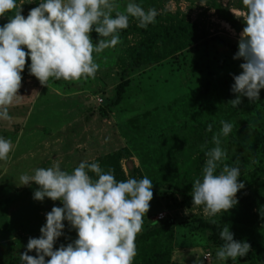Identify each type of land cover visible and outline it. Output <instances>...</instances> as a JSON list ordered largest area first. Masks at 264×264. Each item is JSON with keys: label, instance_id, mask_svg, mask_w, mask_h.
<instances>
[{"label": "rangeland", "instance_id": "rangeland-1", "mask_svg": "<svg viewBox=\"0 0 264 264\" xmlns=\"http://www.w3.org/2000/svg\"><path fill=\"white\" fill-rule=\"evenodd\" d=\"M40 2L42 0H17L25 18ZM129 2L139 4L145 11L155 8L158 12L156 18L165 24L170 17L175 22L196 23L207 31L210 40L189 48L173 60L166 59L132 69L128 77L130 85L117 105H112L115 90L128 65L130 49L140 42L138 34L120 30L121 42L117 46L93 54L100 65L94 79H50L47 86H43L30 75L31 61L26 57L18 91L22 98L9 109L13 119L0 121V137L10 139L13 144L9 158L0 161V264H22L20 254L26 251L29 238H39L40 228L46 223V214L53 206H63L60 201L48 198L42 202L34 200V191L38 186L34 183L22 186L20 175H32L35 169L51 167L55 162H59L62 170L71 172L82 161L95 162L101 156L123 147H132L134 139L138 141L135 151L140 159H144L149 149L157 148L150 138L152 135L163 132L169 136L171 131L182 132L183 122L194 123L199 118L197 114L193 115L192 109L187 112L182 110L183 104L179 100L187 98L193 88L204 81L207 68L212 70L213 78L233 72L239 75L242 71L239 66L243 60L233 59L245 26L242 18L236 16V10L242 9V0H116L120 11ZM3 18L0 17V21ZM134 25H138V20L130 17L129 27ZM233 25L241 30L237 31ZM90 37L94 44L100 39L94 30ZM96 98L103 100L101 106H97ZM174 101L179 104L170 105ZM99 109H104L106 116H102ZM230 156L226 155L229 162ZM138 158L134 154L128 160H122L121 166L128 178L137 168L142 178L147 176L153 181V199L144 224L147 220L157 221L159 214L164 216L163 220L168 217L177 223L168 264H249L240 258L236 261L219 260L216 257L219 247L209 241V232L195 227L193 222L196 219L206 222L219 220L220 225L217 226L221 230L228 225L235 240L251 245L248 254L264 255L262 230L254 228L251 223L230 220L226 212L207 217L203 206L192 204V197L189 206H184V196L191 193L183 186L166 187L173 186V182L166 177L174 169L141 166ZM230 166H239L241 173L256 168L251 161H233ZM137 177L135 175L134 178ZM185 183L183 181L182 185ZM251 190L241 189L236 199L239 195H249ZM63 223V235L56 241L54 250L60 245L67 246L77 238L69 223ZM206 253L210 255L209 261L203 259ZM28 254L36 255L35 251Z\"/></svg>", "mask_w": 264, "mask_h": 264}, {"label": "clouds", "instance_id": "clouds-1", "mask_svg": "<svg viewBox=\"0 0 264 264\" xmlns=\"http://www.w3.org/2000/svg\"><path fill=\"white\" fill-rule=\"evenodd\" d=\"M119 8L116 0H42L25 18L17 0H0V17L13 13L0 26V121L13 119L9 109L22 98L18 91L26 57L31 61L30 75L43 86L50 79H94L100 65L93 54L117 46L121 42L119 32L128 28L130 17L138 20L140 28H146L158 15L155 8L145 11L133 2L123 11ZM236 16L245 26L233 57L243 60L239 66L242 71L233 76L231 86L236 98L228 103L234 108L242 103L241 97L258 100L264 89V0H242ZM93 30L100 37L95 44L90 37ZM221 125L220 132L212 137L215 147L205 151L202 176L193 181L191 189L192 204L203 206L210 218L236 206V194L245 187L239 181V166L223 164L217 172L226 159L221 137L233 129L230 122L221 121ZM207 130L212 131V124ZM12 150V141L0 137V161L7 160ZM19 180L22 186H38L34 200L48 198L63 205L53 206L46 214L39 238H29L26 251L20 254L22 264H133L135 241L153 199V182L147 176L118 181L114 169L105 171L97 162L82 161L71 172L55 162L51 167L35 169L32 175L22 174ZM64 221L76 231L77 238L54 250L63 235ZM211 223L219 224V220L211 219ZM219 238L222 244L216 257L221 261H236L251 250L249 243L234 239L228 225L219 231ZM32 251L35 256L28 254Z\"/></svg>", "mask_w": 264, "mask_h": 264}, {"label": "trees", "instance_id": "trees-1", "mask_svg": "<svg viewBox=\"0 0 264 264\" xmlns=\"http://www.w3.org/2000/svg\"><path fill=\"white\" fill-rule=\"evenodd\" d=\"M13 13H6L0 21V26L6 24ZM170 17L168 24L162 23L155 18V23L146 28L138 25L124 29V32L138 34L141 39L137 46L130 49L129 62L122 72L120 83L115 90V99L112 105H117L123 100L126 88L130 85L128 79L132 69H139L154 62L166 59H175L191 47H196L201 42L208 43L209 34L196 23H187L183 20L173 21ZM237 31L241 28L233 25ZM206 78L200 85H196L187 98L180 99L183 104L181 109L185 112L193 110V115H198V119L183 122L180 128L182 132H169V136L163 132L151 136V140L157 148L149 149L144 159L135 151L137 140L131 142L132 147H123L111 154L101 156L95 162L107 171L114 169L115 177L118 181L126 180L121 166L122 160H128L136 154L141 166H160L172 168L174 172L167 175V180L173 182L170 188L183 189L191 193L192 183L196 178L202 176V169L206 160L205 151L215 147L212 143L214 134H218L222 128L221 121L233 124L231 133L226 137H221V148L230 156V162L224 160L223 164L230 166L231 162H250L256 165L251 171L241 173L239 181L243 182V189H253L249 195H239L238 203L230 209L226 215L230 220L251 223L254 228L264 232V89L259 93V99L249 101L247 97H241L242 103L234 108L229 101L236 98L231 91L234 83L233 76L237 73H225L213 78L212 70L206 69ZM171 102L170 105L179 104ZM103 104V103H102ZM102 116H106L104 109H99ZM192 113V112H189ZM212 124V131L207 130V126ZM155 135V134H154ZM134 144V146H133ZM207 144V148H202ZM253 162V163H252ZM90 175H93L89 173ZM134 174V175H133ZM138 175L142 179L139 169L132 170V177ZM93 178H95L93 176ZM186 183L182 185V182ZM153 182V181H152ZM182 188V187H180ZM191 195H185L184 206H189ZM224 216V215H223ZM148 219V217L146 216ZM147 220L143 225L144 232L136 238L137 255L133 264H168L171 251V241L177 226L172 218H165L161 221ZM196 228L209 232V241L216 247H220L222 241L219 238L221 227L212 224L211 221H201L196 219L193 222ZM248 261L249 264H264V255L256 256L248 254L240 258Z\"/></svg>", "mask_w": 264, "mask_h": 264}, {"label": "built area", "instance_id": "built-area-1", "mask_svg": "<svg viewBox=\"0 0 264 264\" xmlns=\"http://www.w3.org/2000/svg\"><path fill=\"white\" fill-rule=\"evenodd\" d=\"M96 102H97V106H101V104L103 103V100L100 99V98H96ZM164 216L162 214H159L158 217H157V221H161L163 220ZM206 257V258H205ZM203 259L205 261H209L210 260V255L208 253H206L204 256H203Z\"/></svg>", "mask_w": 264, "mask_h": 264}]
</instances>
